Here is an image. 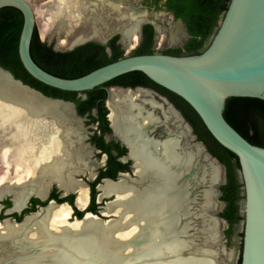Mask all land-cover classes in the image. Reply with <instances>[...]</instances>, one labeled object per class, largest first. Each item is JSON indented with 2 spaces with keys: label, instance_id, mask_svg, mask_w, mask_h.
Returning a JSON list of instances; mask_svg holds the SVG:
<instances>
[{
  "label": "water",
  "instance_id": "obj_1",
  "mask_svg": "<svg viewBox=\"0 0 264 264\" xmlns=\"http://www.w3.org/2000/svg\"><path fill=\"white\" fill-rule=\"evenodd\" d=\"M131 4L134 6V9L139 8L136 4ZM4 7H15L19 9L24 16V23L19 41V55L25 69L40 82L59 90L81 93L93 90L124 74L141 71L158 85L174 92L187 101L198 113L213 137L222 146L234 152L239 158V177L243 184V200L241 203L243 220L240 224V232L243 233V236L241 238L242 249L240 250L239 258H241V264H264V147L254 145L248 141L224 116L226 101L230 97H255L264 100V0H230L228 8L221 16L218 27L211 36L208 46L199 54L172 55L166 53H153L129 55L77 78L56 76L44 70L34 61L31 54V43L36 28V12L27 0H0V9ZM131 16L132 20L139 18L143 19L139 26V41L142 38L143 25L146 22L154 26L157 34L156 26L158 23L155 20L149 21L148 12L136 14L135 11L131 10ZM178 23L183 26L186 40H188L191 35L186 23H184L182 19H179ZM113 35H119L120 42L123 44L122 34L120 32H115L114 34H109L104 37L102 41L92 38L75 40L69 50L90 41L107 45ZM108 50H110V48H108ZM7 82L20 86L27 91H31L41 99L67 104L70 106L74 118L80 117L74 102L45 95L41 91L25 84L22 80L17 79L9 69L0 64V91L6 88ZM126 89L128 91L134 90L132 88ZM108 97V101H111V92H109ZM163 103L171 107L177 113L189 132L190 140L195 141V143H188L187 148L194 149L195 147H199L202 154L205 156L203 159L207 160V162H212L219 169L217 181L211 182L208 180L207 183V185L213 189L212 194L216 202L215 208L212 207L207 210V215L209 217H214L217 223L223 222L229 226L226 219L215 215L217 212H222L226 206V203L219 199L222 195L221 186L227 181L225 165L208 150L203 141L198 139L197 135L194 133L193 126L186 119L181 110H179L167 97H163ZM107 107L109 108L108 117L112 133L114 137L121 140L123 144L127 146L129 149L128 156L131 158V149L128 139L133 138L126 131H124L123 134L116 132L110 118L111 109L108 103ZM137 121L139 125L142 124V118L138 117ZM80 131L82 132V136L85 137L86 135L82 128H80ZM143 132L148 139L158 141L156 142L158 148L153 149L154 153L160 151L162 147L161 142L166 139H178L179 148L183 149L186 147L183 141L186 137L180 136L177 133L173 123L161 121L154 122L147 126H143ZM131 159L133 160V158ZM203 159L200 158L198 164L192 168L190 172L180 178L179 182L181 184L186 187L189 179H192L198 171L202 170V165L204 163ZM97 176L98 172L93 180H95ZM150 176L148 175L145 179L140 178L135 172V162L133 160L131 172L121 173L117 180L104 178L97 185V190L99 191L97 201L99 203L103 202L104 198H111L104 202L105 205L100 207V215L86 211L83 218H78L77 220H82L85 223L84 226L94 221V223L97 224L99 232L106 230V227H108L106 224L110 221L119 219L118 214H106L108 204L116 202L118 196L113 194L109 197H101L103 194L101 186L106 181L118 182L120 178L124 177L129 184L137 185L142 188L148 183V180H151ZM86 185L88 186L90 196V185L89 183H86ZM200 188H202L200 185L197 187L187 186L186 188L190 192L186 198L189 205L188 212L190 213L189 215L182 214L179 219L178 228L187 227L186 232L179 234L180 239L183 241L182 245L174 246L179 248V250L171 248L173 246H168L172 241L164 243L167 237H174L178 234L170 233L164 240L157 242V250L160 248L164 249V254L160 256L154 255L152 252L141 253L139 248L146 243V238L137 236L131 239L126 238L127 242L125 246L127 247L130 245L135 248L137 247L138 251L133 254L122 256L121 258L118 253L119 250L112 255L101 251L102 247H105L101 237L92 232L83 233L81 230H76L72 226H68L64 233H51L52 239L50 241L48 239L43 243H34V241L25 239L20 240L18 236L1 237L0 264H23L25 263L23 261L30 256H40L47 250L52 249H55L57 252L56 254H51V256L47 254L45 257L47 264H116V262H121L120 264L186 263V260L172 262L181 257L184 259L200 260L202 257L194 253L197 247L193 245L190 239L193 236L191 237L189 234L193 222L192 220L198 217L195 216V212L197 209L199 211L200 202L203 200L201 198L200 193L202 192ZM62 191V196L76 194L74 190ZM50 192L51 190H49L45 198L38 195H34V197H38L42 201H47ZM32 196L33 195L29 197L27 204L23 208L15 210L13 209L14 205H12V207L8 209V213L13 214L17 212L21 214L25 208L29 207L28 205L31 202ZM62 204H67L72 208V211H74L70 203L58 202L54 199H50L46 205L39 206L41 210H36L35 212L41 211L43 213L53 205L59 206ZM75 204L81 210H86L88 207L87 205L84 208H80L77 205V195ZM2 209L3 205L0 204V213ZM191 211L194 212V214ZM35 212L25 215L22 221H25L26 217ZM88 214L97 216L96 220H89ZM106 217L109 218L106 219ZM6 219L12 223H22V221H18L17 219L13 220L12 216L4 219L0 216V221ZM173 251H176L179 255H175L176 253ZM57 255L59 257H57ZM117 257H119V261H112ZM209 258L213 260L210 261V264H219L215 257ZM200 262L201 261L191 264L204 263Z\"/></svg>",
  "mask_w": 264,
  "mask_h": 264
},
{
  "label": "bare ground",
  "instance_id": "obj_2",
  "mask_svg": "<svg viewBox=\"0 0 264 264\" xmlns=\"http://www.w3.org/2000/svg\"><path fill=\"white\" fill-rule=\"evenodd\" d=\"M51 1L57 5L54 12L49 13L50 18H45L46 22L58 26L59 29L76 23L84 31L76 38L77 40L92 38L102 41L109 33L117 31L122 34V42L126 46L134 45L139 41V26L143 19L132 20L131 10L116 3L115 0H49L44 4L49 6ZM43 13L41 9L36 10L37 16H42ZM156 29L157 34L165 39L162 27L157 25ZM170 30L171 33H176L181 30V26L175 25ZM6 84V88L0 91V163L7 168L12 164L18 168L25 164L31 172L34 170L35 176H48L46 185H42L36 192L40 197H45L48 185L55 182L64 191H76L77 205L84 208L90 198L88 186L81 180H74L72 174L86 172L88 176L90 175V179H93L97 173L95 166L99 163L96 165L90 162L87 153L83 152V139L77 134L75 128L77 124L70 106L41 99L35 93L20 86L8 82ZM108 105L116 132L123 134L126 131L133 138L128 141L136 174L143 179L151 175V180H148L142 188L129 184L124 177L118 182L106 181L101 186L103 191L101 197H109L113 194L118 196V200L108 204L106 210V214L119 215L118 220L106 224L108 230L99 232L97 225L89 222L84 226L85 223L82 220L70 223L68 219L72 208L62 204L53 205L43 213L35 212L20 224L8 220L1 221L0 238L18 235L20 240L43 243L52 239L51 233L61 234L68 226H72L83 233L92 232L101 237L105 246L101 251L112 255L119 250L117 252L121 258L138 251L137 247L125 246L126 238L131 239L137 236L146 238V243L139 248V251L152 252L158 256L164 254V249L157 250V242L164 240L170 233L178 235L167 237L164 243L172 241L168 245L173 246L171 248L182 245L183 241L179 234L186 232L187 227L178 228V223L182 214L190 213L186 201L190 192L186 188L187 186L196 187L198 175L195 174L192 179H189L186 187L179 180L198 164L202 151L199 147L182 149L179 148L178 139H166L161 142L160 151L153 152V149L158 148L156 143L158 141L148 139L144 135L143 126L160 121L173 123L180 136L187 135V129L171 107H166L165 104L155 100L146 90L124 91L113 88ZM157 110L162 112V116L156 115ZM138 117L142 118L141 125L137 121ZM13 157H15L14 162L11 163L10 159ZM208 165L209 172L204 170L201 180L204 181L209 175V181L216 182L219 169L212 162ZM212 191L210 187L204 190V205L207 208L215 207ZM25 202L26 200L23 201L17 197L14 200L13 209L23 208ZM196 214L199 216L198 211ZM96 218L97 216L88 214L89 220H96ZM208 225L212 240H217V221L210 218ZM22 230L24 231L19 236L18 233ZM59 230L62 232H58ZM46 252L40 256H30L23 261L25 262L23 264H47L45 258L47 254L51 256L57 251L52 249ZM173 252L179 255L176 251ZM195 254L201 255L202 258L194 260L180 256L181 258L172 262L186 260V263L180 264L199 261L210 264V261H213L209 258L210 252ZM118 259L119 257L112 261H119ZM120 263L116 262V264Z\"/></svg>",
  "mask_w": 264,
  "mask_h": 264
},
{
  "label": "trees",
  "instance_id": "obj_3",
  "mask_svg": "<svg viewBox=\"0 0 264 264\" xmlns=\"http://www.w3.org/2000/svg\"><path fill=\"white\" fill-rule=\"evenodd\" d=\"M230 0H169L168 5L176 15L186 23L191 38L181 48H169L163 53L173 55H191L203 52L209 44V38L218 27V22L227 10ZM24 16L15 7H4L0 9V64L9 69L17 79L25 84L41 91L45 95L53 98H61L74 102L79 115H88L89 123L97 124L91 141L108 153L107 165L99 171L97 178L90 181L91 202L86 210L79 209L75 204V194L59 197L54 190L50 199L58 202H68L74 209V216L83 218L86 211L99 214L100 204L97 203V185L104 178L117 179L119 169H124L122 163L117 161V155L112 151L113 147L120 150L122 146L119 142L112 141L106 143L105 135L111 134L112 129L108 120V109L106 99L108 96L107 86L116 81L124 85H150L167 95L172 102L184 114L186 119L193 126L194 133L198 139L203 141L208 150L217 157L226 167L227 181L221 186V200L226 203L220 216L228 221V228L225 234L231 240L240 226L243 215L241 213V203L243 200V184L239 177L240 162L238 156L229 149L222 146L210 133L206 125L194 110V108L182 97L170 90L158 85L141 71H134L124 74L110 82L85 92L63 91L46 85L35 79L25 69L19 55V41L23 28ZM119 35L114 36L107 45L94 41L79 45L72 50H56L53 45H49L40 39L36 26L31 43V54L34 61L48 71L59 77L77 78L89 72L124 58L125 51L117 41ZM155 45V29L152 24L144 26V38L132 55L153 54ZM110 47L111 50H108ZM86 94L83 98L82 95ZM94 112V114H93ZM224 116L227 121L252 144L264 147V100L255 97H230L226 101ZM122 150L127 152V148L122 146ZM42 201L37 197L31 199L29 207L25 208L21 214L13 213L18 221H22L24 216L35 212L38 205L44 206L48 201ZM7 207L11 202H4ZM1 218H4L1 215ZM240 232V231H239ZM243 233H239L242 238ZM242 249V243L240 246ZM237 264H241V258Z\"/></svg>",
  "mask_w": 264,
  "mask_h": 264
},
{
  "label": "rangeland",
  "instance_id": "obj_4",
  "mask_svg": "<svg viewBox=\"0 0 264 264\" xmlns=\"http://www.w3.org/2000/svg\"><path fill=\"white\" fill-rule=\"evenodd\" d=\"M27 1L32 5L35 12H36V10H40V9H41V11L44 12L42 16L36 15V26L38 28V34H39V37L41 40H43L44 42H46L49 45H53V47L56 50H61V51L69 50V48L71 47L73 42L75 40H77L76 38H78L80 35L83 34L84 31H82V29L79 26H77L76 23H73L64 29H59L58 26L53 25V24L50 25L46 22L45 18L46 17L50 18L49 13L50 12L52 13V11L54 12V8H56L57 3L55 4L54 2L51 1V3L48 6L47 4H44V3L48 2L49 0H27ZM139 1L140 0H117L116 2L118 4L124 6L125 8H128L129 10H133V8L130 4L131 3L138 4ZM165 18L167 19V21L171 20L169 17H165ZM166 22H163L162 24L159 22L157 24V25H161L163 27L162 29L164 30L166 37H165V39H163L161 35L157 34V40L155 42V47H154V50L156 53H162L164 50L169 49V48H181V47H183L184 43L186 42L185 33L182 32L181 30L177 31L176 33H171L172 31L170 29L173 26H175L176 24L173 25V23L169 24L168 22L167 23ZM115 32H117V31H114V32L109 33V34H114ZM122 45H123V49L125 51V55L129 56V55H132L134 53V51L140 45V43L137 42L134 45L131 44L128 46H126L124 44H122ZM159 102L163 103L162 101H159ZM166 107H168V106L166 105ZM74 121L77 124L75 126L77 134L79 137H81L83 139L82 140V144L84 146L83 152L87 153V155L90 159V162L96 163V165H98V163H99L98 166H95V170L97 172L102 166H104L101 163L103 157H102V154H99V151L97 149H95L92 146V144L89 142L90 136L93 133L94 129L96 128V124L89 123V121L86 118H80V117H78L76 119L74 118ZM77 128H78V130H77ZM80 128L83 129V132L86 135L85 137L82 136V132L80 131ZM187 136H188V130H187V135L184 136L186 138L183 140L184 144H186L185 148H187L188 143H191V142L195 143V141H191L190 140L191 138L190 137L187 138ZM187 149H190V148H187ZM14 158L15 157L10 159L11 163L14 162L13 161ZM200 158L203 159V158H205V156L203 154L199 155L198 162H199ZM203 160H204V163L202 165V170H200L196 173L198 175V178L196 179V182L198 184H196V187L198 185L202 186V188H200L202 193H200V194H201V198L203 200H202V202H200L199 211L197 209L195 212V213H197V211H198V214H199V216L197 217L198 219L196 218V219L192 220L193 222H192V226H191V229L189 232L190 236L191 237L193 236L192 238H190L191 241L193 242V245L195 247H197V250L194 253H203V252L209 253L210 252V256L215 257L219 264H237V262L239 261V255H240V250H241L240 249L241 238L239 237L240 226H237L236 232L233 235L231 240H228L226 237L225 230L228 228V226H227V224H225L223 222H218L217 240H215V241L212 240L211 233H209V231H208V226H209L208 220L210 218H214V217H212V216L209 217L207 215V210L210 208H207L204 205V196H203L204 190L209 188L207 183H208V180H210L209 179L210 177L208 175L205 177L206 179L204 181L201 180L203 171L206 170L209 172V170H208V167H209L208 163L209 162H207V160H205V159H203ZM12 166L7 168L2 163H0V204L3 205V209H2L0 214L4 218L10 217L12 215V214H9L8 209H6L7 206L4 203L6 200H9L11 202V206H12V205H14V200L18 197V198H21L23 201L26 200V202H25V205H26L27 201L31 195H33L32 197H34L35 194H37L39 196V194L36 192H38L39 188L42 185L43 186L46 185L45 183L48 182L47 180L49 178L48 176H44V175H41V176L36 175L35 176L34 170H32V172H33L32 173L30 171L31 169L25 164L22 167H19L20 170L14 164H12ZM26 167H28L29 169ZM31 174H32V176H31ZM72 175H73L74 180H76V181L81 180L84 183L85 182L88 183L89 180H93V179H90V175L88 176L86 172L83 174L82 173H73ZM37 180L39 183L37 182ZM203 185H204V188H203ZM48 186L49 187L47 188L48 189L47 194H48L49 190H53V189L57 188V184L55 182H51ZM207 186H208V188H206ZM35 187H37V188L35 189ZM61 190H63V189H61ZM61 192H63V191H61ZM110 199L111 198H104L103 202H101V204L105 205L104 202L108 201ZM219 199H221V197ZM214 203H215L214 204V206H215L216 202L214 201ZM205 207H206V209H205ZM217 208H218V205H217ZM37 210H41L40 207H38ZM73 212L74 211L71 212V215L68 219V221L70 223H73V222L77 221V219H78L76 216H74ZM15 213H17V212H15ZM192 213L194 214V212H192ZM220 213L221 212H217L215 215L220 216ZM98 215H100V214H98ZM195 216H197V214ZM4 218H2V219H4ZM108 218L109 217H106V219H108ZM14 219L15 218L13 217V220ZM6 220H8V219H6ZM90 223H92L93 225H97L96 223H94V221H91ZM23 231L24 230L19 231V233H18L19 236L22 234ZM218 231H219V234H218ZM58 232H62V231L59 230Z\"/></svg>",
  "mask_w": 264,
  "mask_h": 264
},
{
  "label": "flooded vegetation",
  "instance_id": "obj_5",
  "mask_svg": "<svg viewBox=\"0 0 264 264\" xmlns=\"http://www.w3.org/2000/svg\"><path fill=\"white\" fill-rule=\"evenodd\" d=\"M117 1V0H116ZM168 1L169 0H140L139 2H138V4H136L137 6H139V8H135L134 9V6H132V4H131V6H132V8H133V11H135V13L136 14H142V13H144V12H148V19H149V21H151V20H155L157 23H163V22H166L167 21V19L165 18V17H169L171 20H168L167 22L169 23V24H171V23H173V25L174 24H180V23H178V20L179 19H182V18H180V17H178L177 15H176V13L173 11V9L168 5ZM117 3V2H116ZM142 5V6H141ZM141 6V7H140ZM183 20V19H182ZM166 22V23H167ZM183 22H184V20H183ZM185 23V22H184ZM146 24H151V23H149V22H146L144 25H143V33H142V38H141V40L139 41V43L141 44V42L143 41V38H144V26L146 25ZM165 24V23H164ZM161 26V25H160ZM180 26H181V31L182 32H184L185 33V31H184V29H183V26L180 24ZM162 27V26H161ZM163 28V27H162ZM155 29V28H154ZM156 31H155V42H156ZM116 36V35H115ZM186 36V35H185ZM113 37H114V35H113ZM112 37V38H113ZM111 38V39H112ZM191 38V37H190ZM189 38V39H190ZM211 38V37H210ZM210 38H209V41H210ZM110 39V40H111ZM188 39V40H189ZM109 40V41H110ZM185 40H186V38H185ZM188 40H186V42L188 41ZM119 44H121V46L123 47V45H122V43L120 42V36H119V39H118V41H117ZM185 42V43H186ZM109 43V42H108ZM184 43V44H185ZM184 46V45H183ZM154 47H155V45H154ZM110 48V47H109ZM111 50V49H110ZM167 50V49H166ZM165 51V50H164ZM163 53V52H162ZM173 55V54H172ZM117 88V89H120V88H123V89H121V90H124V91H128L126 88H132V89H134L133 91H136V90H146V91H148L154 98H155V100H157V101H162L163 102V97H167L170 101H171V99L167 96V95H165L164 93H162L161 91H159V90H157V89H155L154 87H152V86H150V85H136V86H131V85H124V84H122L120 81H116V82H114L112 85H108L107 86V91H108V96H109V92H111V90L113 89V88ZM139 87H142V88H139ZM107 96V99H106V107H107V103H108V97ZM82 97L83 98H85L86 97V94H83L82 95ZM172 102V101H171ZM172 103H174V102H172ZM174 105H175V103H174ZM176 106V105H175ZM148 107H150V106H148ZM177 107V106H176ZM76 108H77V106H76ZM178 108V107H177ZM107 109H108V114H109V108L107 107ZM158 111V110H157ZM156 111V112H157ZM79 114V113H78ZM93 114H94V112H93ZM156 115H158V116H162V113L160 112V111H158L157 112V114ZM81 118H86L88 121L90 120V118H89V116L88 115H86V116H81V115H79ZM108 116V115H107ZM108 120H109V117H108ZM109 123H110V121H109ZM96 128H97V124H96ZM95 128V129H96ZM94 129V130H95ZM112 129V128H111ZM94 134V131H93V133L91 134V136ZM160 134V133H159ZM91 136H90V139H89V142L92 144V146L95 148V149H97L98 151H99V154H102V161H101V163L104 165V166H102L97 172H98V174H99V171L102 169V168H104L106 165H107V162H108V153H106V152H102V149H100L98 146H96L92 141H91ZM190 136H189V132H188V136H187V138H189ZM163 138V137H162ZM105 139H106V143H108V144H112V141L114 140L116 143L117 142H119L122 146H125L126 148H127V146L126 145H124L123 144V142L121 141V140H119V139H117L116 137H114V135H113V133H111V134H107V135H105ZM122 146L120 147V150L119 149H116L115 147H113V149H112V151H113V153L115 154V155H117V161H119L120 163H122V165H123V168L124 169H119L120 171L118 172V177H117V179H119V175L121 174V173H124V172H131L132 171V165H133V160L128 156V152H129V149L127 148V152H125L124 153V151L122 150ZM116 179V180H117ZM92 181H94V180H92ZM102 181V180H101ZM90 182V180L88 181V183ZM90 185V184H89ZM90 189H91V186H90ZM54 190H56V192L59 194V197H64V196H62V194H63V192H61L62 190H60V188L57 186V188H55V189H53V190H51V192H50V196H51V193L54 191ZM99 192V191H98ZM70 195V194H69ZM76 195V194H75ZM50 196H49V198H50ZM67 196V195H66ZM97 197H98V195H97ZM33 198V197H32ZM38 198V197H37ZM49 200V199H48ZM96 201H97V199H96ZM90 202H91V191H90ZM90 202H89V204H90ZM97 203H99L98 201H97ZM89 204H88V206H89ZM100 204V207L103 205V204H101V203H99ZM40 205H38L37 207H39ZM12 207V206H11ZM10 206L9 207H7L6 209H9V208H11ZM99 207V208H100ZM101 209V208H100ZM99 209V210H100Z\"/></svg>",
  "mask_w": 264,
  "mask_h": 264
}]
</instances>
